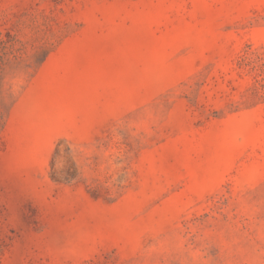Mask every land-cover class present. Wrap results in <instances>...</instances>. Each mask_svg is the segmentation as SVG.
<instances>
[{"label":"rangeland","instance_id":"obj_1","mask_svg":"<svg viewBox=\"0 0 264 264\" xmlns=\"http://www.w3.org/2000/svg\"><path fill=\"white\" fill-rule=\"evenodd\" d=\"M0 264H264V0H0Z\"/></svg>","mask_w":264,"mask_h":264}]
</instances>
